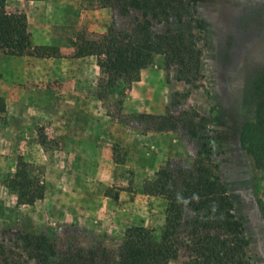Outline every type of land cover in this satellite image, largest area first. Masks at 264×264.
Masks as SVG:
<instances>
[{"label":"rangeland","instance_id":"374dc122","mask_svg":"<svg viewBox=\"0 0 264 264\" xmlns=\"http://www.w3.org/2000/svg\"><path fill=\"white\" fill-rule=\"evenodd\" d=\"M191 3L184 23L170 25L195 35L193 82L178 81L179 67L167 68L157 55L140 81L108 94L98 58L74 57L73 43L130 30L139 14L122 18L101 0H7L8 11L24 16L32 49L49 50L43 58H0L2 264H39L19 242L24 234L45 236L67 252L115 249L132 227L161 229L167 202L148 195L146 185L172 165L193 169L200 149L184 126L188 117L178 118L183 111L206 118V133L224 154V183L250 255L264 264V169L249 152L255 139L243 135L264 103V0ZM168 26L154 22L151 30L166 35ZM140 115L168 116L161 121L166 129ZM21 162L33 186L44 187L34 204H20L8 186Z\"/></svg>","mask_w":264,"mask_h":264},{"label":"trees","instance_id":"16d2710c","mask_svg":"<svg viewBox=\"0 0 264 264\" xmlns=\"http://www.w3.org/2000/svg\"><path fill=\"white\" fill-rule=\"evenodd\" d=\"M101 1L114 7L122 18L139 14L134 17L130 30L116 31L113 37L99 41L82 38L73 43L77 50L74 57L98 58L101 74L106 76L101 86L105 93L114 94L117 87H129L140 81L142 70L148 68L157 55L165 57L167 68L179 67L178 81L193 82L199 71L195 35L191 31L174 33L170 25L172 19L183 24L191 15V0ZM6 3L7 0H0V58L26 54L46 57L49 47L32 49L24 16L8 11ZM154 22L169 25L166 35L154 36L151 30ZM259 88L264 91V80L259 81ZM140 118L160 122L159 131L166 129L161 121L168 116L140 115ZM178 118L188 122L184 126L191 137L200 142V149L193 169L172 165L158 171L155 180L146 185L148 195L161 196L167 202L165 224L161 229L132 227L115 249L98 247L67 252L52 246L45 236L24 234L19 242L30 260L39 264H255L249 252L246 229L235 214L224 183V154L214 138L206 133L210 132L206 118L194 111H183ZM243 135L255 139L249 152L256 166L264 169V103L257 109L256 120L244 126ZM8 186L17 193L20 204H34L44 198V187L33 186L23 162L9 179Z\"/></svg>","mask_w":264,"mask_h":264},{"label":"crops","instance_id":"0c3cea01","mask_svg":"<svg viewBox=\"0 0 264 264\" xmlns=\"http://www.w3.org/2000/svg\"><path fill=\"white\" fill-rule=\"evenodd\" d=\"M45 43H47V42H45ZM3 57V56H2ZM4 57H6V58H11V57H7V56H4ZM20 58V57H19ZM12 59V58H11ZM11 59H8V60H10L11 61ZM15 60H16V58H15ZM14 60V61H15ZM13 62V61H12Z\"/></svg>","mask_w":264,"mask_h":264}]
</instances>
